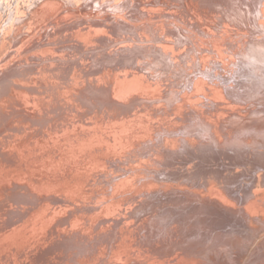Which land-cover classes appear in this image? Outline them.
Returning a JSON list of instances; mask_svg holds the SVG:
<instances>
[{"label":"bare ground","instance_id":"obj_1","mask_svg":"<svg viewBox=\"0 0 264 264\" xmlns=\"http://www.w3.org/2000/svg\"><path fill=\"white\" fill-rule=\"evenodd\" d=\"M19 1L0 0V52L7 49L5 47L6 43L2 44V39L3 35L10 29L13 31L10 39L13 42V46L16 47L23 44L28 38H31L29 42L34 40L41 44L43 41L47 43L59 42L63 37H66L65 39L69 38L79 41L81 45L73 46L69 54L58 51L55 54L53 53V56L48 54V51L52 49H47L40 53H36V51L31 49L28 50L32 51L29 54L20 51L15 57L14 64H9L0 73V116L1 114L5 116L0 121V196L3 195L7 186L13 183L15 178H31L30 174L35 172L38 173L39 180L45 179L50 171H58L63 168L65 162L62 155L64 153H67V159L71 161L83 162L86 160L85 155L88 153L96 150L97 152L94 151L95 154L99 153L98 156H103L106 151L113 147L105 139L109 131L108 126L102 128V125H99L91 130L82 125V123L77 122L76 117L73 115L60 114L52 121L45 120L47 125L42 127L36 126L34 123L42 120L41 115L50 108L55 97L67 95L68 105H73L67 88L73 89L78 82H87L88 86L74 89V93L80 94L85 92L86 89H91L94 99L98 97H103L104 100L115 99L117 94L114 90L118 88H122L128 94L135 93V89L137 90L139 87L135 88L136 82L134 81H138L143 76L135 69H140L141 66L136 61L139 56L134 54L141 50L142 45L139 43L143 39L151 40L144 49L152 46L156 55L166 64L165 66L161 65L155 58L149 57L150 60L144 59V66L153 68L160 65L162 67L161 70L169 69L175 72L178 68V61L174 59L176 51L179 48H183L185 51L190 50V48L193 49L194 46L190 44V39L195 38L194 35L197 31L204 33L206 39L217 37L215 33L218 31V23L222 20V14L231 10L240 16L246 15V19L253 16L258 26L256 28L249 26V30L253 33V39L244 41V45L246 43L251 44V47H253L252 52H246L248 55L241 52L239 59L236 56L231 57L233 54L236 55L237 52L232 50H226L228 55L224 56L216 50L199 54L196 57L198 67L193 70V73H199L201 76L191 77L187 87L193 95L196 94L197 90H205L208 94H211V102H214L216 106L214 110L226 109L224 107V103H227L225 95L208 85L212 73L221 71V75L218 74L217 76L220 81L229 80L233 84L225 90H228L226 93L231 98L237 100L242 96L249 95L246 100H264L262 98L264 97V36H261L264 32V0H236L239 2L238 5L230 3L228 6H226L224 0H162L164 7H147L140 0H85L86 3L81 8H76L71 13H66L67 7L75 6V0H69V4L67 3L64 6L63 3L62 5L58 4V7L55 6L56 3L54 2L55 8L52 12L57 13L64 9L61 14L66 13L69 15L63 16L59 14L52 22L53 31L48 36H42L39 33L37 35L38 38L31 36L30 33H22V30L24 24L44 12L42 10L43 7H41L39 13L36 11L35 15L29 16L27 19L32 18L27 22L20 14L23 11L33 10L34 5H39L38 2L42 0H30L33 2L31 9L25 7L24 2ZM151 1L155 3L157 0ZM212 7H217L218 10L215 11ZM99 17L105 22L101 21ZM166 19L176 24L172 27L179 32L178 36L174 37L171 31L166 29L164 26ZM38 21L39 19H36V22ZM49 22L40 24L39 27H45ZM6 25L10 26L5 27ZM146 27H150V29L145 30ZM183 29L184 32H182ZM53 49H56V47H53ZM57 50L61 49H56L55 51ZM240 50H243V48ZM216 56L235 62L233 65L234 71L231 73L229 66L217 60ZM61 73L67 75L66 79L63 80L59 77ZM119 73L123 77H119ZM14 76L17 77V80L13 79ZM7 79L10 81L6 82ZM190 83L192 84V89L190 88ZM201 84H203L202 87H200ZM152 89L153 93H158L157 88ZM142 90H147V87ZM48 91L53 94H49ZM174 93H176L177 97L173 95ZM169 96H173L174 100L179 99L181 104L185 103L183 99L187 97L180 90L169 91L164 96L159 95L160 98L165 100ZM87 104L90 106L91 113H99L100 115L104 113L102 105L97 107L91 101L87 102ZM250 104L254 105L249 108L250 112L247 114L252 115V117L248 118L250 120L247 123L239 121L233 129H229L233 126L222 123L220 119H216L217 122H215V120H212L211 115L207 117L203 114L201 118H198L201 113L194 114L193 118L196 117L200 119V123H203L199 130L206 135L202 138H210V148L200 150L197 144L191 143V137L183 138L182 144L176 139H168L170 149L166 150V152H180L182 155L169 159V155H165L160 149H154L156 154L151 157V160L160 165H165L166 162L168 165L175 166V169H149L146 167L147 161L138 157H131L129 160L140 163V166L131 162L129 164H120L119 162L122 161L121 158L123 156L121 157L119 154L111 158L110 162L105 166L107 170L109 169L108 171L118 168L117 171L126 172L132 168L133 170L130 171L132 176H128L123 180L115 178L117 179L115 180L113 173L109 172L105 176V178L109 179L106 183L109 189L107 190L100 184L103 196L99 201L100 203L92 210L99 214H105L104 218H108V215H123L124 213L118 204L106 205L104 202L109 195L114 196L116 191L119 188L121 189L123 185L130 184L132 180L143 179L142 176L138 175L140 173L139 168L153 172L155 179L176 180L187 173L190 169L189 165L198 162L200 164L194 166L195 171L207 174L202 183L203 186H207L204 190L195 191L178 186L170 187L171 185L169 184L163 185L156 183V181L151 185H147V181L144 182L147 185L146 192L150 193L151 191L154 195L143 198L144 204L141 211H157L163 215V221H168L157 220L156 230L153 232L155 242L150 243V250H144V254L156 253L155 249H162L164 252L167 251L165 250L166 247L171 246V244H177L180 240L176 235L177 232H180L178 229L179 224L184 222V227L188 228L190 225H188L187 221L194 218L198 219L202 226L197 231L191 232L183 228L185 233L197 238L184 243L188 250L186 252L181 251L184 253L183 255L189 252V254H194L196 251H203L207 248H220L222 242L219 241V246L216 244V238L219 235L224 236L222 237V246L224 247L221 248L224 250L228 249V252L233 251L236 245L242 242L244 234L249 237L250 233L255 231L252 221L254 219H264V189H261L264 185V157L260 159L262 154L252 153V149L248 153H244L245 158L242 155L245 149L263 146L264 144V103L260 102L261 108H258L254 101L246 102L240 107L238 106L240 104H237L231 122L232 119L241 117L238 111L243 106H249ZM80 107L84 108L85 104L83 102L80 103ZM229 108L233 109L232 106H229ZM257 117L261 119H256ZM254 118L259 122L255 121ZM178 125L187 128V132H190V135L192 134L193 124L188 120ZM13 129L25 131V133L17 135L13 132ZM29 132H40L43 137H46L45 141H31ZM197 132L194 131V133ZM245 133H250V137L244 135ZM25 137L28 138V142L20 147ZM219 139L226 140V148L223 154H218L214 150L219 163L217 168H211L217 161L214 158L209 159L213 156L210 152L211 149H216ZM101 148L104 149V152L100 150ZM26 149H29V151H26ZM81 149L84 150L79 155ZM145 150L152 151L153 149L145 148ZM45 154H48V158L44 157ZM229 164L233 166H229ZM220 171H232L233 175L242 173L238 179H233L232 184L225 185L227 193L215 190V184L225 181ZM77 174L78 172L66 174L59 177L56 181L58 183H66L74 179ZM118 176L116 175V177ZM262 177L263 182L261 180ZM240 178L243 179L239 181ZM16 184L18 185V183ZM169 187L180 191L182 198L169 196L165 193L169 190ZM143 189L140 186V190ZM11 191L7 197L9 201L14 199L18 190L11 188ZM186 194L197 195L200 200L192 199ZM231 194L234 196H231ZM215 197H217L215 205L209 204L213 201L211 198ZM167 200H172L171 204H166ZM9 206V203L0 206L1 222L4 220V226L6 227L11 224L17 225V222L9 220L10 215L6 212ZM54 206H56L55 210L61 207L60 204ZM139 212L134 215V219L143 218V224L146 225L148 218L145 215H140ZM18 216L20 215L18 214ZM22 223L25 224L24 222ZM4 226L3 228H5ZM73 226H76V228L80 227L78 222H75ZM3 228L0 226V233L7 230L3 231ZM134 231L133 236H136V230ZM144 234L148 236V231L145 230ZM13 241L16 244L17 241H23L24 249L21 248L19 243L20 249L19 247L18 249L13 247L16 245L8 247V242ZM38 246V240H27L25 230H20L19 234L15 235L12 240L0 238V264H26L22 261H28L29 259L25 260L22 258H26V256H20L29 253L30 250V253L33 252L32 256L36 255L38 252L35 249ZM12 247L15 249L13 251L14 254L11 253V256L8 257L7 252L10 254L9 250ZM202 251L201 253L204 252ZM38 256L36 255L34 259H39L40 256ZM11 257L14 261L11 260ZM242 257L243 255L238 253L232 261H240ZM260 260H263L262 255H256V258L250 264H257ZM53 264H58V262Z\"/></svg>","mask_w":264,"mask_h":264},{"label":"rangeland","instance_id":"obj_2","mask_svg":"<svg viewBox=\"0 0 264 264\" xmlns=\"http://www.w3.org/2000/svg\"><path fill=\"white\" fill-rule=\"evenodd\" d=\"M20 1L24 2V6L29 9L33 7V2L30 0ZM42 1L38 2L39 5H34L33 10L30 11L28 9L30 12L23 11V13L20 14L21 17L26 20L23 21L27 22L32 17L29 19L27 18L35 15L37 12L39 13L41 11V7H43L42 10L44 11L42 14L37 15L36 18L33 17L31 21L24 24L22 33H30L31 36L37 38L39 33H41L42 36H48V34L54 29L52 22H54L55 18H57L58 15L64 11L63 9L57 13L52 12L55 6L58 7V4L62 5V3L63 6L67 3L69 4V0H58L60 1L59 3L56 0ZM83 1L75 0V6L67 7L66 13H71V11L76 8H81L82 5L86 3L85 0ZM140 2L147 7H164L162 0H157L155 3H152L151 0H140ZM224 3L226 6L230 3L233 5L239 4L236 0H224ZM212 9L215 11L218 10L217 7H212ZM66 13L61 15H69ZM245 17L246 15L240 16L232 10L225 12V14L223 13L222 20L218 23V31L215 33L217 37L215 38L209 37L206 39L204 33L197 31L194 35L195 38L190 39V44L194 46L193 49L190 48V50L185 51L183 48H179L178 51H176L174 59L178 61V68L175 72H172L169 69L161 70L162 67L160 65L153 68H146L144 66V59L150 60L149 57L155 58L161 65L163 64L165 66L166 64H164L163 60L156 55L152 46H148V49H144L147 47V43L151 40L143 39L139 43L142 45L141 50L134 54L139 56L136 58V61L138 65L141 66L140 69H135L143 76L142 78H139L138 81H134L137 83V85L135 83V88L139 87V89H137L138 91L135 89V93L128 94L122 88H118L114 90L117 94L115 99L104 100L103 97L94 99L91 89H86L85 92L80 94L74 93V89L88 86L87 82H78L75 84L73 89H69L66 86L69 94L71 95L70 100L73 105H68L67 95L54 98L50 108L41 115L42 120L35 122L34 125L40 127L45 126L47 125L45 120L52 121L60 114L73 115L76 117L77 122L82 123V125L90 128L91 130L99 125H102V128L104 126H108L109 131L106 134L105 139L109 142V145L112 144L111 146L113 147L106 151L103 156H98L99 153L95 154L94 151L96 150H94L85 155L86 160L83 162L71 161L67 159V153H64L62 155L65 162L63 168L58 171H50L45 179L39 180L38 173L32 172L30 174L31 178H15L13 179V183L6 187L3 195L0 196V206L6 203L10 204L6 212L10 215L9 220L17 222V225L11 224L6 227L4 226V220L1 222L0 218V226L2 228L3 226L5 227L3 228V231L7 229L3 233H0V238L12 240L15 235L17 236V234H19L20 230H25L27 233V240H38L39 243V246L35 249V251L38 252L36 255L38 256L40 254V257L38 256L39 259L35 260L34 258L36 255L32 256L31 254L33 252L30 253L31 250L29 251L28 248H26L29 251V253H27L28 255L22 254L23 256L20 257L26 256V258L22 259L29 260H23L22 262L26 264H53L55 262H58V264L59 262H61L60 264H250L254 261L256 255H262L263 260L258 261L257 264H264V219H254V221H252L255 231L251 232L249 237H246V234H244L242 242L237 244L233 251L228 252V249L224 250L221 248L224 247L222 246V237L224 236L219 235L216 238V244L219 246V241H221L222 244L220 248H207L203 250L204 252L199 250L194 254H189V252L186 255H183L184 253L181 251L186 252L188 250V248L184 246V243L197 239L195 236H190L185 233L183 228L188 229L189 232H191L197 231L202 226L201 222L194 218L187 221L188 225H190L188 228L184 227V222L179 224L178 229L180 232H177L176 235L180 240L177 244H171V246L166 247L165 250L167 251L164 252L162 249H155L156 253L150 252L149 255L146 253L144 254V250H150V243L155 242L153 232L156 230L157 220L168 222L163 221V215L157 211H141L142 205L144 204L143 198H148L150 195H154L151 191L150 193L146 192V186L151 185L156 181V183L163 185L169 184L171 185L170 187L178 186L183 189H192L195 191L204 190L207 186H203L202 183L207 177V174H201L200 172L195 171L194 166L200 164L198 162L189 165L190 169H186L188 170L187 173L176 180H163L160 178L155 179V174L153 172L147 171L144 168H139L138 170L140 173L138 175L142 176L143 179L132 180L130 181V184L123 185L121 189L119 188L116 191L114 196L109 195L104 202L106 205L118 204L119 208H121L124 213L123 215H108V218H104L105 214H99L92 210L98 205V203H100L99 201L103 196L100 184H102V186L107 190L109 189L106 185L109 179L105 178L109 172L113 173L114 179L117 178L119 180L132 176V173H130V171L133 170L132 168L126 172H119L117 171L118 168H113L111 171H108L109 169L107 170L105 168L107 163H109L110 159L114 156H117L118 154L121 157L123 156L121 158L122 161L119 162L120 164H129L131 162L140 166V163H135L133 160H129L131 157H138L141 160L144 159V161H147L146 167L149 169H175V166L170 164L168 165L166 162L165 165H160L159 163L151 160V157L153 154H156L154 149H160L165 153V155H169V159L182 155L180 152H166V150L170 149L168 139H176L182 144L183 138L191 137V143L197 144L200 150L209 149L210 138H202L203 136H206L199 130L201 129L203 123L199 122L200 119H197L196 117L193 118L194 114L201 113L198 118H201L203 114L207 117L211 115L212 120H215V122H217L216 119H220L222 123L233 126L229 129H233L239 121H245L247 123L250 120L248 118L252 117V115L247 114L250 112L249 108L254 106L252 104L249 106H243V108L238 111V114L241 115V117L232 119L231 122V118L234 115L235 106H237V104H240L238 105L240 107L246 102L248 103L250 101H254L257 107L261 108L260 102L264 103V100H246L249 95L242 96L237 100L231 98L226 93L228 90H225L233 84H231L232 82L229 80L220 81V78L217 76L218 74L221 75V71H214L212 73V76L210 77L211 80L208 81V85H211L215 90L221 91L225 95V101L227 103H224V107L226 109L219 111L214 110L216 106L214 102H211V94H208L205 90H197L196 94L193 95L187 87V83L190 81L191 77L196 78L197 76H201L199 73H193V70L198 67L196 64V57L199 54L210 53L212 50H216L219 54L224 56L228 55L226 50H232L237 52L236 55L233 54L231 57L236 56L237 59H239L241 52H244L245 55H248L246 52H252L253 47H251V44L246 43L244 45V41L253 39V33L249 30V26L256 28L258 25L256 21H254L253 16L249 19H246ZM99 18L101 21L105 22L101 17ZM36 19H39V21L36 22ZM242 19L244 20L242 21ZM48 22L49 24L47 26L39 27L40 24ZM173 25L176 24L171 22L169 19H166L164 22L166 29L171 31V34L175 37L178 36L179 32L172 27ZM8 26L10 25H6L5 27ZM149 29L150 27L145 28V30ZM182 32H184V29ZM12 34L13 31L10 29L5 35H3L2 44L6 43L5 47L7 49L0 52V73H2V71L9 64H14L15 57L20 51L22 53L27 52L26 54H29L32 51L40 53L42 51H46L47 49H52L51 51H48V54L49 56H53L55 52L57 53L58 51L69 54L71 52L70 49L73 46L81 45L79 41L69 38L65 39L66 37H63V39L59 42L55 41L47 43L46 41H43L41 44L39 42H35L34 40L29 42L31 38H28L23 44L17 45L16 47L13 46V42L10 39ZM261 36H264V32ZM53 47L61 50L55 51L56 49H53ZM242 48L244 51L240 50ZM31 49L33 50L28 51ZM216 59L226 63L229 66L231 73L234 71L233 65L235 62H232L227 58H220L219 56H216ZM118 76L123 77L121 73H119ZM59 77L64 80L67 75L61 73ZM13 79L17 80V77L14 76ZM8 81L10 80L7 79L6 82ZM202 86L203 84L200 85V87ZM146 87L147 90H145ZM152 88H157L158 93H153ZM190 88L192 89L191 83ZM172 90H180V92H184L187 96L183 99L185 103L181 104L179 99L174 100L173 96H169L166 100L159 97V95H167L168 92ZM48 93L51 95L53 94L51 91H48ZM173 95L176 96V93ZM90 101L97 107H101L102 105L104 113L101 115L99 113H91L92 111H90V106L87 104V102ZM82 102L85 104L84 108L80 107V103ZM229 106H232L233 109H230ZM3 118H5V116L1 114L0 121ZM186 119L193 124L191 135L190 132H187V128L178 125L179 123H185L187 121ZM256 119L261 118L257 117ZM256 119L254 118L255 121H257ZM194 131L198 132L194 133ZM13 132L17 135H23L25 133V131H17L15 129H13ZM29 134L31 141H45L46 137H43L40 132H29ZM244 135L250 137V133H245ZM218 141L219 143L216 149H211L210 152L213 156L209 159L214 158L217 161V163H214L211 168H217L219 163L214 150H216L218 154H223L226 148V140L219 139ZM27 142L28 138L25 137L20 147ZM145 148H151L153 150H145ZM250 149H252V153L257 152V155L262 154L260 159H263L264 144L263 146H254L249 147V149H245L242 154L244 158V153H248ZM83 150L84 149H81L79 151V155L83 152ZM100 150L104 152L103 148ZM26 151H29V149H26ZM125 156L127 157L125 158ZM44 157L48 158V154H45ZM105 157H107V159H105ZM229 166L233 165L229 164ZM73 172H78V174L71 181L66 183H58L56 181L59 177L66 174H72ZM231 172L232 171L221 172L225 181L215 184V190H221L222 192L227 193L225 185L232 184L233 179H238L239 175L242 174L236 173L233 175ZM250 174L252 173L250 172ZM116 175L119 176L116 177ZM241 179L243 178H240L239 181ZM261 180L263 182V177ZM145 181H147V185H145ZM16 183H18V185ZM140 186L144 189L140 190ZM170 187L165 193L169 196H178L177 198H182L180 191L170 189ZM11 188L18 191L15 193L14 199L9 201L7 200V197L12 192ZM261 189H264V185ZM217 193L219 194L218 191ZM186 195L192 199L200 200L197 195ZM231 196L234 195L231 194ZM123 199H125L124 202ZM211 199L213 201L209 204L215 205L217 197ZM203 200L202 202H204ZM171 201L172 200H167L165 203L171 204ZM58 204H60L61 207L55 210L56 206L54 205ZM138 211H140V215H145L146 218H148L146 225L143 224V218L134 219V215H136ZM18 214L21 217L18 216ZM15 216H17L18 219ZM75 222L79 223V228L73 226ZM133 229L136 230V236H133L135 232ZM145 230L148 231V236H145ZM24 237L26 238V236ZM18 243L21 248L24 249L25 246L23 241H17V244L14 241L8 242V247L16 245L13 247L15 249H18L19 247L20 249ZM13 247L9 250L10 254L7 252L8 255H5L10 257L11 253L14 254L13 251L15 249H13ZM33 247L35 248V246ZM201 251L203 253H201ZM238 253L243 255L241 260L232 261ZM55 255L57 258H55ZM45 257H47V261ZM42 259L43 261H41Z\"/></svg>","mask_w":264,"mask_h":264}]
</instances>
